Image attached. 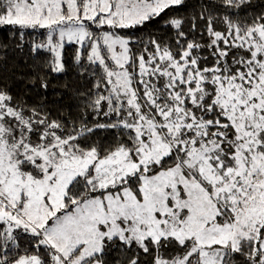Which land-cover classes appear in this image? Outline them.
Returning <instances> with one entry per match:
<instances>
[{
    "label": "snow or ice",
    "instance_id": "1",
    "mask_svg": "<svg viewBox=\"0 0 264 264\" xmlns=\"http://www.w3.org/2000/svg\"><path fill=\"white\" fill-rule=\"evenodd\" d=\"M0 28L91 82L75 117L0 83V264H264V0H0Z\"/></svg>",
    "mask_w": 264,
    "mask_h": 264
},
{
    "label": "trees",
    "instance_id": "2",
    "mask_svg": "<svg viewBox=\"0 0 264 264\" xmlns=\"http://www.w3.org/2000/svg\"><path fill=\"white\" fill-rule=\"evenodd\" d=\"M151 31H156V28L149 24L138 29L136 34L147 36ZM8 35L9 29L0 28V43H14L8 40ZM76 47L75 44H66L65 71L58 74L46 70V62L51 57L47 51L41 50L33 56L27 44L22 51L10 48L6 58H0V83L7 84L14 94L23 96L29 103L38 102L43 98L50 110H59L75 117L80 111L78 93L84 91L91 83L80 75L81 65L74 61ZM40 65L45 67H39ZM33 68L47 79L46 91L40 88V79ZM32 79H35V83L30 82ZM87 119L90 121L92 117L89 116ZM96 135L102 136L104 140H110L112 133L98 130Z\"/></svg>",
    "mask_w": 264,
    "mask_h": 264
}]
</instances>
